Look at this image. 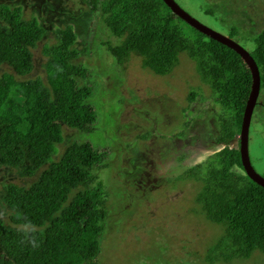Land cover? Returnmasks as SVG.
<instances>
[{
	"label": "trees",
	"instance_id": "16d2710c",
	"mask_svg": "<svg viewBox=\"0 0 264 264\" xmlns=\"http://www.w3.org/2000/svg\"><path fill=\"white\" fill-rule=\"evenodd\" d=\"M82 1L99 11L113 35L123 37L119 45L104 43L119 60L136 52L145 67L164 75L181 51L198 59L202 77L223 112L218 141L225 147L206 160L211 169L197 199L206 218L222 225L224 232L211 250L217 249L226 261L264 253V187L244 172L239 144L230 146L235 137L238 141L252 83L240 55L191 27L163 0ZM45 34L35 17L23 18L20 6L0 3V65L8 64L18 76L29 74L34 66L32 50ZM239 34V25L234 24L228 36ZM56 36V43L43 46L45 79L0 75V166L19 167L20 176L41 170L28 187L3 186L6 207L16 213L11 220L37 228L12 229L0 219V264H103L98 256L106 199L101 184L91 183L97 180L92 169L101 166L107 153L95 150L89 141H74L55 159L58 144L64 142L63 125L92 132L97 122L93 84H81L92 68L74 62L89 50L73 47L78 35L72 24L56 29ZM248 41L264 88V28ZM196 95L192 92L190 101ZM200 167L196 164L187 172L194 176Z\"/></svg>",
	"mask_w": 264,
	"mask_h": 264
},
{
	"label": "rangeland",
	"instance_id": "374dc122",
	"mask_svg": "<svg viewBox=\"0 0 264 264\" xmlns=\"http://www.w3.org/2000/svg\"><path fill=\"white\" fill-rule=\"evenodd\" d=\"M175 1L200 22L225 35L230 33L234 24L239 25L240 34L232 38L247 49L251 43L248 39L264 28V0ZM0 3L11 7L20 6L23 18L35 17L47 32L32 50L34 66L29 74L18 76L11 66L2 64L0 75L8 72L14 74L18 80L38 76L45 79L44 63L47 58L42 53L43 46L45 43H56V29L64 28L68 24L73 25L78 35L73 47L89 50V53H82L74 62L92 68L90 77L81 84H93L91 101L97 111V122L92 132L63 125L64 142L58 144L59 152L55 159L74 141H89L95 150L107 153L101 166L92 169L97 180L91 183V186L96 182L101 184L103 198L106 199L107 218L102 234V250L98 256L100 262L264 264L262 252L254 253L249 259L226 261L217 249L216 254L211 250L217 246L224 232L222 225L206 218L197 199L211 169L209 161L206 160L215 152L200 163L201 167L194 176L181 173L182 170L177 168L179 165L173 162L174 165L162 171L164 176L161 173L162 177L150 183L151 185L144 178L138 177L141 173L140 165L143 163L145 166L146 156L143 153H150L149 141L145 136H151V131L156 135L163 132L173 141L176 138L173 132H177L175 141L184 143V111L190 104L193 105L194 112L189 118L196 116L202 120L193 130L199 129L203 133L207 127H213L207 121L209 115L201 106L207 108L204 100L207 96H215V93L202 77L197 58L191 57L187 51H181L172 70L159 75L145 67L143 57L136 52H131L121 60L111 54L104 43L119 45L123 37L113 35L101 21L99 11H92L82 0H0ZM192 91L203 93L204 96L196 99L203 103L190 102ZM261 94H264V88H261ZM221 113L219 112L214 123L216 127L221 125ZM259 114L264 118V109ZM254 121L253 130L257 133L253 135L256 136L258 145L252 143L254 156L251 155L256 171L264 176V120L256 115ZM254 123H251L252 127ZM160 138L158 136L157 140ZM236 139L235 137L230 142L231 147L237 146ZM250 148L249 142V150ZM150 155L156 158L153 152ZM150 165L151 163H146L147 167ZM233 169L243 173L236 166ZM19 170V167L0 166V219L12 229H34L37 227L14 223L11 216L16 213L8 209L3 200L4 184L28 187L41 171L32 176H20ZM155 176L156 172L152 178ZM137 179L138 183L135 181ZM148 188L150 190L146 191ZM74 193L75 190L72 194Z\"/></svg>",
	"mask_w": 264,
	"mask_h": 264
},
{
	"label": "flooded vegetation",
	"instance_id": "af4514ba",
	"mask_svg": "<svg viewBox=\"0 0 264 264\" xmlns=\"http://www.w3.org/2000/svg\"><path fill=\"white\" fill-rule=\"evenodd\" d=\"M234 40L237 41L236 39ZM192 92H196V94L198 93V91H192ZM202 96L204 95L201 92L200 94H197L196 97L190 102H197V104L203 103L201 101H196L197 97L200 98ZM204 102H206L207 108L203 106L201 107L202 109H205L206 110L205 113L209 115V118L207 119V121L209 124H211V126H213L212 128L207 127L208 129L204 130L203 133H201L199 129H196V131L193 130V128L196 127V124L200 123L202 120L196 116H193L194 119L193 117L189 118L190 114L194 112L193 105L190 104L189 108L184 111L185 118H186L185 127H184V130L182 131L184 143L179 140L175 141V139H177V134H178L177 132L175 133L173 132V135H176V138L173 141L168 139V137L170 136H167L163 132L159 133L158 130H156V132L159 133V135H156L154 131H151L150 132L151 136L150 135L145 136L146 140L149 141V152L150 153L146 154V151L145 153H143L146 156L144 157L145 166L142 163L139 167L141 170V173L138 176L139 179L144 178L146 180V183L151 185L150 183H153L154 181L162 177L163 175L162 171H165L167 168H169L170 165L172 166L174 164L179 165L177 168H180L182 170L181 173H185L190 176V173L187 172V170L192 168L194 165L201 163L204 159H206V157L209 154L212 155V153H209V154H203L202 156V151L204 150L208 151L207 149L212 148L213 145H216V143H220L218 139L219 137L223 135V130L221 127H216L214 123L215 121H217L219 112L221 113V108H220V104L214 100V95L212 97L207 96ZM214 102H215V105H213ZM262 109H264V94H261V95L259 94L257 103L253 111V116H252L253 120H251V123L255 122L254 118L256 115H260V118L264 120L262 115L259 114L260 110ZM198 111H201V110H198ZM221 119L222 118H219V121H222ZM251 123H250V128H249V142L251 143V148L249 150V153L250 151L252 152V145H253L252 143H254V145H258V143L256 142V136L253 135L254 133H257L255 132V130H253L255 127V123L253 127ZM169 135L172 136V134H169ZM158 136H160L161 138L157 140ZM180 145L181 146L184 145V146L180 147ZM196 147H197V150L195 149ZM141 152H144V150H142ZM152 152H153V155L155 154L156 158L154 157L152 158V156L150 155L152 154ZM251 154H253V152ZM198 157L200 159H196ZM146 163H151V165L147 167ZM134 168L136 169V166H134ZM155 172H156V176L152 178V175ZM134 178H135V175H134ZM139 179L135 181L137 182ZM149 190L150 188H148L146 191H149ZM101 247H102V241H101Z\"/></svg>",
	"mask_w": 264,
	"mask_h": 264
},
{
	"label": "water",
	"instance_id": "95a60500",
	"mask_svg": "<svg viewBox=\"0 0 264 264\" xmlns=\"http://www.w3.org/2000/svg\"><path fill=\"white\" fill-rule=\"evenodd\" d=\"M163 1L170 8L173 14L179 16L191 27L233 49L237 54L240 55V57L250 70L252 77L251 90L245 105L237 142L239 144V153L244 172L251 180L264 187V177L260 173H258L252 165L249 154V128L253 116V111L261 90L260 72L254 58L251 56L249 51L244 48L238 41H235L228 35L220 33L214 30L213 28L203 24L198 19L186 12L175 0ZM224 147L225 145L216 143V145H213L212 148L207 149L208 151H202V156L203 154H209L214 153L216 151H220ZM196 159L200 158L198 157Z\"/></svg>",
	"mask_w": 264,
	"mask_h": 264
},
{
	"label": "clouds",
	"instance_id": "9594fccd",
	"mask_svg": "<svg viewBox=\"0 0 264 264\" xmlns=\"http://www.w3.org/2000/svg\"><path fill=\"white\" fill-rule=\"evenodd\" d=\"M245 48V47H244ZM247 49V48H246ZM248 50V49H247ZM217 144H219V143H217Z\"/></svg>",
	"mask_w": 264,
	"mask_h": 264
},
{
	"label": "bare ground",
	"instance_id": "6f19581e",
	"mask_svg": "<svg viewBox=\"0 0 264 264\" xmlns=\"http://www.w3.org/2000/svg\"><path fill=\"white\" fill-rule=\"evenodd\" d=\"M239 136V135H238ZM250 154V153H249Z\"/></svg>",
	"mask_w": 264,
	"mask_h": 264
}]
</instances>
